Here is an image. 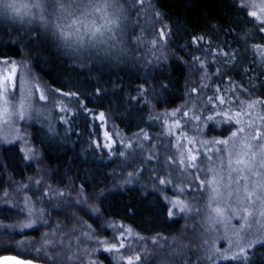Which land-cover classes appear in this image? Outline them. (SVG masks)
Listing matches in <instances>:
<instances>
[{"label": "trees", "instance_id": "1", "mask_svg": "<svg viewBox=\"0 0 264 264\" xmlns=\"http://www.w3.org/2000/svg\"><path fill=\"white\" fill-rule=\"evenodd\" d=\"M151 1L168 27V44L163 55L149 64H139L129 53L116 58L91 57L92 53H80L70 41H63L57 31L58 37L43 35L38 26H25L22 22L21 28L14 30L11 27L17 24L14 20L5 22L12 28L10 34L0 27V58L16 60L60 99L66 101L65 97H69L67 133L46 130L35 121L22 130L46 171L39 178L51 174L57 193L65 189V181H70V186L81 190L82 202L96 210L95 216H91L83 208L85 205L72 204L73 191H61L63 197L50 198L52 202L46 204L49 214L44 220L49 229L29 230L22 238L67 234L76 224L72 213L95 230H102L100 224L104 220L123 224L141 236L161 234L176 241L182 234L184 220L175 212L169 214L166 200L177 192L173 190L176 186L167 182L169 188H161L164 184L159 179L148 176L149 167L140 171L139 184H128L125 171L138 166V162L144 164V153L133 151L130 158L118 162L120 154L116 147L106 151L99 144L101 122L97 114L105 116L104 125L108 129L127 137L158 133L161 129L158 116L181 108L188 111L186 127L193 129L188 123L199 125L191 120L201 119L203 136L216 138L226 137L237 126L234 113L238 96L254 105L264 102V25L247 9L236 0ZM4 35L7 38L3 39ZM114 59L119 60L114 63ZM233 90L236 102L229 99ZM141 91L146 92V100H142ZM175 115L176 123L186 121L180 114ZM24 150L22 147L21 155L14 144H0V190L21 179L30 184L35 176L34 166L25 160ZM28 189L29 186L27 194ZM60 199L64 204H58ZM26 208L32 211L30 205L26 204ZM20 212L2 208L0 220L10 223L16 218L14 213ZM7 252L52 264L42 254L21 253L11 248L1 249L0 256ZM235 264H264V244L254 247L246 260Z\"/></svg>", "mask_w": 264, "mask_h": 264}, {"label": "rangeland", "instance_id": "2", "mask_svg": "<svg viewBox=\"0 0 264 264\" xmlns=\"http://www.w3.org/2000/svg\"><path fill=\"white\" fill-rule=\"evenodd\" d=\"M236 1L250 15L255 12L256 15L252 16L264 25V0ZM63 2L67 6L69 3L78 4L80 0ZM105 11L108 13L107 20H98L97 27L109 20H115V24L107 23V27L102 29V42L90 39L87 26L77 21L78 12L71 17L75 22L71 32L65 35L68 32L65 27L68 12L58 8L54 14L33 9V15L23 19L0 12V27L5 29L6 34H10L12 28L20 29V22L25 26H38V31L47 36L53 34L58 37L57 31L63 41H70L80 53H92L91 57L113 55L116 58L129 53L131 59L139 64H149L163 55L168 44V27L151 0H107ZM99 15L96 13V16ZM13 20L17 24L8 27L5 22ZM76 32L79 35H73ZM5 38L6 35L3 36ZM234 91L229 97L232 102H236ZM140 94L142 100L147 99L146 92L141 91ZM65 98L69 99L68 96ZM238 98L234 113L237 126L226 137H204L200 131L204 123L201 119L191 120L199 125L190 122L188 125L193 129H189L185 126L189 121L186 118L188 111L179 110L181 108L170 114L163 113L166 117L158 116L161 119L158 133L127 137H120L118 131L108 129L104 125L105 116L97 114L101 122L99 144L106 151L116 147L121 157L118 162L130 158L133 151L144 153V164L138 162V166L125 171L124 179L128 180V184H139L140 171L149 167L147 173L150 178L155 177L160 183L164 181L161 188H169L167 182L171 187L176 186L173 190L177 192L168 195L166 200L172 215L175 212L183 216L182 234L178 241L161 234L141 236L123 224L104 220L100 224L102 230H95L83 219L80 222L72 213L76 224L69 233L22 238V234L29 230L42 232L45 227V230L49 229L44 220L49 214L46 204L52 202L50 198L56 200L59 195L63 197L61 191H73L72 204L85 205L83 208L91 216H95L96 210L93 205L82 202L81 190L70 186V181H65L67 186L57 193L51 174L39 178L45 171L40 156L31 145L28 146L27 133L22 134V130L30 128L33 121L46 130L67 133V99H60V96L50 92L41 80L32 76L16 60L0 58V144H14L21 155L22 147H25V160L34 166L35 171L30 184L26 180L22 182V179L10 183L7 175L5 183L10 184L0 190V210L7 207L11 211H21L18 216L14 213L16 218L10 223L0 220V250L11 248L21 253L42 254L52 264H128L129 259L132 264H235L246 260L250 250L262 245L256 244V240H264V215H261L264 213V102L254 105L247 99ZM224 105L226 103L215 106V109L219 110ZM176 113L186 121L176 123ZM145 162L150 164L145 165ZM22 183L26 184L25 188ZM28 186L30 193L27 194ZM22 188L23 196L27 197L22 196ZM61 200L58 204H64ZM26 204L32 207L31 212L26 210ZM29 224L32 226L24 227ZM104 234L106 236H100ZM121 243L124 244L122 248L119 247ZM113 244L117 250L105 251ZM6 255L22 258L10 252L1 256Z\"/></svg>", "mask_w": 264, "mask_h": 264}, {"label": "clouds", "instance_id": "3", "mask_svg": "<svg viewBox=\"0 0 264 264\" xmlns=\"http://www.w3.org/2000/svg\"><path fill=\"white\" fill-rule=\"evenodd\" d=\"M106 2L107 0H95V3L93 0H80L78 4L69 3L66 6L63 0H58V2L57 0H12L13 7L3 9L0 12L23 19L24 17H31L33 9L39 12L47 10L53 14L57 8L67 11L68 15L65 17V27L68 29V32L65 35L71 32V26L75 23L71 20V17L78 12L77 21H80L82 26H87L90 39L94 42H102L103 36L101 35V31L107 27L108 21L105 24H101L100 27H97V22L98 20H107L108 13L105 11ZM96 13L100 15L96 16ZM73 35H79V33L76 32Z\"/></svg>", "mask_w": 264, "mask_h": 264}, {"label": "snow or ice", "instance_id": "4", "mask_svg": "<svg viewBox=\"0 0 264 264\" xmlns=\"http://www.w3.org/2000/svg\"><path fill=\"white\" fill-rule=\"evenodd\" d=\"M57 2H58V0H57ZM12 7H13L12 0H0V11H2L3 9L12 8ZM252 15L255 16L256 13L253 12ZM108 23L109 24H115V21L109 20ZM41 98L43 99L44 97H41ZM221 102H223V101H221ZM233 135L235 136L236 134L233 133ZM217 143H226V142L225 141H217ZM193 159H195V157H193ZM237 163H243V161H238ZM161 183H164V181H161ZM249 195H251V194H249ZM169 214L172 215V212L170 211ZM261 215H264V213H261ZM31 226L32 225L29 224V225H25L24 227H31ZM256 244H264V240L257 239ZM253 246H255V245H253ZM119 247H121V248L124 247V244L121 243ZM114 250H117L115 244H113L111 248L105 249V251H114ZM17 255H19V253ZM13 261H14V264H24L23 260H16L15 258H13ZM128 264H132L131 259H129Z\"/></svg>", "mask_w": 264, "mask_h": 264}, {"label": "water", "instance_id": "5", "mask_svg": "<svg viewBox=\"0 0 264 264\" xmlns=\"http://www.w3.org/2000/svg\"><path fill=\"white\" fill-rule=\"evenodd\" d=\"M13 258L16 260H23L24 264H44L42 262H35L29 259L19 258L12 255L0 256V264H14Z\"/></svg>", "mask_w": 264, "mask_h": 264}]
</instances>
